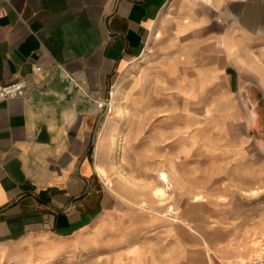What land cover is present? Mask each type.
I'll return each mask as SVG.
<instances>
[{
	"label": "rangeland",
	"instance_id": "obj_1",
	"mask_svg": "<svg viewBox=\"0 0 264 264\" xmlns=\"http://www.w3.org/2000/svg\"><path fill=\"white\" fill-rule=\"evenodd\" d=\"M219 7L216 0H171L141 58L86 97L98 118L94 162L112 181L97 171L115 210L75 237L0 244V264H116L135 246L167 263L229 264L239 256L242 232L259 219L246 214L264 208V131L205 50L203 35ZM163 185L168 197L161 201L153 190ZM253 189L263 191L247 194ZM196 194L206 202H195ZM254 244L264 245V236ZM63 252L69 255L60 259Z\"/></svg>",
	"mask_w": 264,
	"mask_h": 264
},
{
	"label": "crops",
	"instance_id": "obj_2",
	"mask_svg": "<svg viewBox=\"0 0 264 264\" xmlns=\"http://www.w3.org/2000/svg\"><path fill=\"white\" fill-rule=\"evenodd\" d=\"M170 1L0 0V84L43 83L27 100L0 103V244L75 237L115 210L94 162L98 118L86 97L141 58ZM216 1L219 18L204 32L205 50L263 132L264 0ZM248 213L259 219L242 232L241 252L229 264H264L256 257L264 245L254 244L264 236V208ZM219 235L226 243L227 230ZM135 247L116 264H180Z\"/></svg>",
	"mask_w": 264,
	"mask_h": 264
},
{
	"label": "bare ground",
	"instance_id": "obj_3",
	"mask_svg": "<svg viewBox=\"0 0 264 264\" xmlns=\"http://www.w3.org/2000/svg\"><path fill=\"white\" fill-rule=\"evenodd\" d=\"M157 33V34H156ZM155 34H156V37H159L160 36V34L158 33V32H156ZM114 141H115V135H113V138H112V141H111V143H114ZM97 171L101 174V176L103 177V178H105V180H108L109 182H112L110 179H109V176H108V173L106 172V170L105 169H103L102 167H97ZM166 179H167V176L163 173L162 175H161V180H165L166 181ZM164 183V182H163ZM263 190L262 189H253V190H251L250 192H247V194H249V195H257V194H259L260 192H262ZM153 196L156 198V199H158V200H161V201H164L167 197H168V194H167V190L165 189V186L163 185V186H157V187H155L154 188V190H153ZM194 200H195V202H198V203H204V202H206V198H205V195H203V194H196L195 196H194ZM155 202V201H154ZM160 202V201H159ZM146 203V202H145ZM157 203V202H156ZM178 213V212H177ZM174 219L177 221L178 220V222H181V221H183V222H185L184 220H181L180 219V217L178 216V215H174ZM187 225H189V223H187V222H185ZM193 229V228H192ZM255 254V253H254ZM69 255V253L68 252H63V253H60L59 255H58V257L61 259V258H64V257H66V256H68ZM256 257H257V261H260V260H262V258L264 257V249L263 250H259V251H257V254H256ZM239 262H238V264H248V262L247 263H245V261H243L242 259H239L238 260ZM15 264H22V258H19V259H17V261H16V263Z\"/></svg>",
	"mask_w": 264,
	"mask_h": 264
},
{
	"label": "built area",
	"instance_id": "obj_4",
	"mask_svg": "<svg viewBox=\"0 0 264 264\" xmlns=\"http://www.w3.org/2000/svg\"><path fill=\"white\" fill-rule=\"evenodd\" d=\"M37 70L41 71V68H37ZM42 86L41 82L25 79L0 84V103L13 99L27 100L33 90H40Z\"/></svg>",
	"mask_w": 264,
	"mask_h": 264
}]
</instances>
